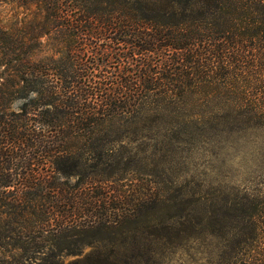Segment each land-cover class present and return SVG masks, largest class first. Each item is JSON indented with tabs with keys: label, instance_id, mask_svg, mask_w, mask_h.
I'll list each match as a JSON object with an SVG mask.
<instances>
[{
	"label": "trees",
	"instance_id": "1",
	"mask_svg": "<svg viewBox=\"0 0 264 264\" xmlns=\"http://www.w3.org/2000/svg\"><path fill=\"white\" fill-rule=\"evenodd\" d=\"M5 4L29 23L0 25V264H64L131 223L199 233L214 264H264V189L183 205L156 181L206 146L264 157V0ZM125 174L152 180L107 207L95 190Z\"/></svg>",
	"mask_w": 264,
	"mask_h": 264
},
{
	"label": "rangeland",
	"instance_id": "2",
	"mask_svg": "<svg viewBox=\"0 0 264 264\" xmlns=\"http://www.w3.org/2000/svg\"><path fill=\"white\" fill-rule=\"evenodd\" d=\"M28 14L15 4L2 5L0 25L5 30L23 28L29 23ZM206 147L187 159L175 161L166 177L156 179L169 185L170 196L176 197L183 205H234L236 198L264 189V157L255 152L257 146L254 143H227L221 151L218 146L216 149ZM261 147L264 150V144ZM77 180L73 177L70 182L75 184ZM151 180L132 174L115 176L102 185L103 190H95V194L104 192L107 207H116L120 205L121 195L136 198L142 184ZM193 200H196L194 204ZM154 225L131 223L113 233L93 234L88 240L92 244H82L61 253V261L64 264H89L107 256L113 264H214L216 250L211 255L213 259L210 258L202 243L203 235L196 234L195 242L188 244V236L180 231L183 230L181 226L174 225L171 229L164 224ZM124 241L128 244L125 249L116 246ZM9 255L2 251L0 260Z\"/></svg>",
	"mask_w": 264,
	"mask_h": 264
}]
</instances>
